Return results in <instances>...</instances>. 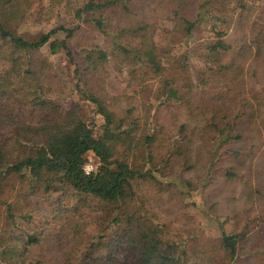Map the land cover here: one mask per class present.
I'll return each instance as SVG.
<instances>
[{
    "label": "trees",
    "instance_id": "trees-1",
    "mask_svg": "<svg viewBox=\"0 0 264 264\" xmlns=\"http://www.w3.org/2000/svg\"><path fill=\"white\" fill-rule=\"evenodd\" d=\"M44 1L36 20H63L24 36L18 7L30 0H0V264H43L28 252L40 241L34 213L53 197L42 218L69 232L64 264H105L117 248L131 264H264V166L215 240L174 228L152 202L241 177L252 151L237 147L240 126L264 123V19L242 9L235 45L223 0ZM157 19L173 22L166 45L155 39ZM179 43L185 50L175 54ZM111 67L135 86L122 114L109 99ZM89 154L97 164L87 173ZM139 179L155 198L127 193ZM9 234L22 242L10 246Z\"/></svg>",
    "mask_w": 264,
    "mask_h": 264
},
{
    "label": "rangeland",
    "instance_id": "rangeland-1",
    "mask_svg": "<svg viewBox=\"0 0 264 264\" xmlns=\"http://www.w3.org/2000/svg\"><path fill=\"white\" fill-rule=\"evenodd\" d=\"M228 9L230 10L229 24L223 26L226 30L229 39L235 45H238L241 41V37L244 35L242 27L239 25V15L243 9L244 17L246 18H261L264 19V0H223ZM45 4L44 0H30L29 3L20 4L18 7L19 16L22 24L18 29V33L24 36H37L43 31L49 29L56 23L63 20L61 17H53L50 13L46 15L44 22L36 20V13ZM242 5H244L242 8ZM47 20V21H46ZM173 28V22L166 19H157L155 25V39L159 44L166 45L169 42L171 30ZM60 37L64 38L65 34L61 33ZM73 48L76 52L78 48L73 44ZM185 50V45L180 43L176 45L173 53L178 54ZM45 54H48L47 47L44 48ZM51 60L58 63L59 59L57 55L50 56ZM60 60H63L60 58ZM198 65L199 62H196ZM6 68V64L0 62V70ZM126 73L120 71L116 67H111L110 75L107 79V89L109 93V99L113 100V108H115L120 114L125 113V110L134 104V99L131 98L135 86H129L126 80ZM85 103V102H84ZM19 114L30 121L31 112L26 106L19 108ZM85 118H90L91 122L99 123L97 117H93L94 109L90 107L89 103H85L83 112ZM96 124V128L101 132L102 129ZM240 130L244 135V139L237 144L244 150L252 151L251 157L245 160L241 165V177H238L234 181H225L223 179L217 180L209 194H203L199 191H193L189 195H183L180 197L174 195L171 192L162 193L159 201H152L153 205L159 214L161 220L171 222L174 228L179 230H193L200 242L215 240L220 237L221 232L219 229V221L227 216L231 215L246 204V197L244 195L245 186L247 183H255L259 180V169L264 166V123L254 122L252 118L248 117L244 123L240 126ZM89 163L96 165L97 160L92 154H89ZM21 183L16 184V188L21 187ZM128 194H140L148 195L149 197H156L155 190L151 187L146 180L139 179L134 182L129 188H127ZM56 197L50 198L51 201ZM138 199V198H137ZM42 200V199H41ZM40 199L36 200V204ZM49 202L39 204L37 210L39 212L34 213L36 229L40 233V241L37 244L30 246L28 252V258L33 260L38 258L42 260L43 264H64L62 254L64 249L69 245V232L67 228L60 223L56 218L47 214V219L42 218L47 210H50ZM3 212V208L0 209V215ZM229 228V227H228ZM90 231L94 232V228L90 227ZM17 234L22 232L16 231ZM186 235H190L185 232ZM9 240V245L14 246L16 243H21L20 239ZM249 250V247L245 248V252ZM105 264H131L129 258V251L124 248H117L114 252L107 257Z\"/></svg>",
    "mask_w": 264,
    "mask_h": 264
},
{
    "label": "built area",
    "instance_id": "built-area-1",
    "mask_svg": "<svg viewBox=\"0 0 264 264\" xmlns=\"http://www.w3.org/2000/svg\"><path fill=\"white\" fill-rule=\"evenodd\" d=\"M84 169H85V171H86L87 173H89L91 170L94 169V165L91 164V163H87V164H85Z\"/></svg>",
    "mask_w": 264,
    "mask_h": 264
}]
</instances>
